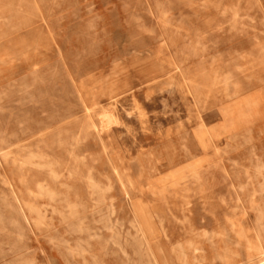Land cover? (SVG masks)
Returning a JSON list of instances; mask_svg holds the SVG:
<instances>
[{
    "label": "rangeland",
    "instance_id": "374dc122",
    "mask_svg": "<svg viewBox=\"0 0 264 264\" xmlns=\"http://www.w3.org/2000/svg\"><path fill=\"white\" fill-rule=\"evenodd\" d=\"M0 264H264V0H0Z\"/></svg>",
    "mask_w": 264,
    "mask_h": 264
},
{
    "label": "bare ground",
    "instance_id": "6f19581e",
    "mask_svg": "<svg viewBox=\"0 0 264 264\" xmlns=\"http://www.w3.org/2000/svg\"><path fill=\"white\" fill-rule=\"evenodd\" d=\"M165 87V86H164ZM167 91H168V89H167ZM171 91L173 92V89H171ZM176 91V90H175ZM171 92V93H172ZM170 93V92H169ZM176 114V113H175ZM138 115V114H137ZM138 117V116H137ZM178 120V119H177ZM260 215V214H259ZM257 216H258V214H257ZM261 217V216H260ZM258 218H259V216H258ZM263 220V219H262ZM259 221H261V220H259ZM262 247V246H261Z\"/></svg>",
    "mask_w": 264,
    "mask_h": 264
}]
</instances>
